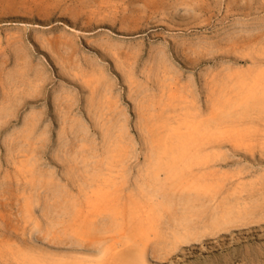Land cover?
<instances>
[{
  "label": "rangeland",
  "instance_id": "374dc122",
  "mask_svg": "<svg viewBox=\"0 0 264 264\" xmlns=\"http://www.w3.org/2000/svg\"><path fill=\"white\" fill-rule=\"evenodd\" d=\"M260 73L264 0H0V264H264Z\"/></svg>",
  "mask_w": 264,
  "mask_h": 264
},
{
  "label": "bare ground",
  "instance_id": "6f19581e",
  "mask_svg": "<svg viewBox=\"0 0 264 264\" xmlns=\"http://www.w3.org/2000/svg\"><path fill=\"white\" fill-rule=\"evenodd\" d=\"M260 75H263V74L260 73L258 76L252 78L253 80L250 79V81H252V84H249L248 82H245L244 80H240L239 79L240 80V82H239L240 85L238 87L242 89L241 93H244V95H248L247 96L248 98L247 97H242L241 99H243L245 101L248 100V99H249L248 101H250V99H252L251 102H249V103H251V105L253 107H254V105H253L254 103L257 104L258 100L259 99L261 100V98L263 97V93H264V83H261L262 86L260 85V81H261V79H259V76ZM262 80H263V78H262ZM258 87L261 90H257L256 88H258ZM245 104H243V105L246 106ZM240 106L242 107V105H240ZM243 111L246 112L245 110H243ZM188 123H190V122H188ZM188 123H186V125H184L185 126V132L184 133L179 134V135L177 134V136L176 135L174 136L175 137L174 142H175V140H178L179 139L178 140L179 143L177 145L171 146L169 149H165L164 151L162 150V152L160 150V152L163 153V155H165L164 158H166V155L168 156V159L166 158V161L167 162L163 163L162 169L163 168L164 169H167L166 171H168L169 173H172L170 176H173V177L174 176L177 177V175H178V171H175V168H174L177 160H180V159H184L185 160V159H189L191 157H194L193 151H190L189 149L187 150L186 145L193 144V143H196L198 141L199 128L198 127H195V124H188ZM171 143H172V141H171ZM166 145H169V144H166ZM167 148H168V146H167ZM159 160H160V158H159ZM88 201H87V203H88ZM121 213H122V216L123 217L126 216L125 215L126 213H125L124 210H122ZM127 253L128 252L127 251H124L123 249L118 250L116 253L114 252L112 254V259L114 260L115 258H117V256H116L117 254H118V256L120 258L121 257H125L127 255ZM90 254H92V253H90ZM88 255L89 254H87L86 257H75V258L72 259L73 260L72 261L73 263L71 262L70 264H100V263H97V262H100L101 261L100 259L102 258L103 253H99L96 250L95 251V254H93L94 256H90V255L88 256Z\"/></svg>",
  "mask_w": 264,
  "mask_h": 264
}]
</instances>
